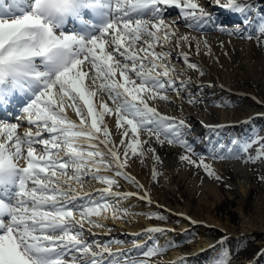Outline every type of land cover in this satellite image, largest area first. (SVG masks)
<instances>
[{
    "label": "snow or ice",
    "instance_id": "6c2138e0",
    "mask_svg": "<svg viewBox=\"0 0 264 264\" xmlns=\"http://www.w3.org/2000/svg\"><path fill=\"white\" fill-rule=\"evenodd\" d=\"M162 6L179 9L195 30L215 24L229 32L197 0H0V108L26 97L23 111L36 129L18 133V124L0 122V264H69L67 256L73 252L99 264L95 257L102 253L82 238V221L108 212L121 218L126 210L119 199L110 202L106 196L135 195L112 191L121 176L143 188L123 169L129 152L137 155L139 149L144 155V145L155 152L152 138L181 146L182 161L215 175L203 158L192 159L187 140L191 126L150 104L169 100V91L179 95L191 81L179 79L184 73L171 63L168 44L175 40L177 47L192 48L195 41L197 54L200 50L196 38L176 37L162 18ZM209 6L243 15L241 23H251L248 0H209ZM89 13L91 19H86ZM257 31L264 37V21ZM243 32L235 26L229 34ZM204 44L207 48L206 40ZM179 55L189 69L204 74L188 62V52ZM69 108L78 119L67 114ZM106 116H114L122 129V154ZM258 156L264 157V148ZM86 179L106 187L93 196L77 187Z\"/></svg>",
    "mask_w": 264,
    "mask_h": 264
},
{
    "label": "bare ground",
    "instance_id": "6f19581e",
    "mask_svg": "<svg viewBox=\"0 0 264 264\" xmlns=\"http://www.w3.org/2000/svg\"><path fill=\"white\" fill-rule=\"evenodd\" d=\"M197 2L213 16L216 24L227 26L229 32L233 31L231 27H234V23L242 25V27L246 26L244 31L249 30L252 39L242 40L240 34H229V32L220 31L215 24H209L201 30H195L193 27H189L191 21L186 22L179 9L174 6H162V18L166 24L173 26L176 37L188 35L190 38H196L200 41V50L199 54H197L195 41H193L192 48H188L187 46L177 47L175 40H172L168 44L167 47L173 49L171 63L184 73L179 79L188 81L191 78V81L188 83L186 89H181L179 95L169 91L167 93L170 97L169 100L157 99L150 101V104L155 106L161 114L177 119H184L191 126L187 140L191 144L195 143L199 149L207 153L209 155L208 161L217 173L225 177L228 182H232L236 187V192L240 196L238 208L241 214L240 217H242V230L248 231L253 229L255 232L264 235V214L261 219H256L255 217H249L245 212V203L251 187L250 163L254 162L256 166H259L263 164V160L262 157L258 156L257 151H249L248 149L244 151L245 146L242 145V142L248 137L252 136L254 138L256 130L264 126L262 125L264 108L262 110L263 113L260 114H254L256 111L253 108L259 103L264 104V37L260 36L257 31V22L263 20L260 15L263 16L264 14L260 11H264V0H248V3L251 5V11L248 13V19L251 23L248 25L241 23L244 19L243 15L234 14L231 11L218 7H210L209 0H197ZM253 5L254 8L258 7V10L255 9L253 11ZM207 6L211 9L210 11L206 9ZM174 11L178 12L174 13ZM227 16L230 19L224 20ZM205 40L207 41V48L204 44ZM157 50H159V46H157ZM181 51L189 53L188 62L196 63L199 70L204 73L203 75H200L199 71L187 67V64L179 55ZM257 53H259V56ZM235 79L240 82H251L254 85V88L249 90L248 96L242 95L243 85L240 84L237 87H232ZM256 94H260L259 99L256 98ZM15 105L13 101L10 104L11 107L7 106L9 108H3L11 110ZM221 106L228 107L222 109ZM66 111L71 118L78 119L70 108L66 109ZM239 113L241 114L239 116L242 118L238 117ZM105 120L112 133V139L119 146L121 139L119 132L122 129L118 130L114 116H106ZM195 126H197L196 129L194 128ZM201 135H204L203 140L199 138ZM145 138L146 135L141 133V141ZM150 146L155 149L154 153L147 151L149 145H144V155H139V149L137 155H131V152H129L127 164L123 169L136 182L142 185L143 188H138L136 183L124 179L126 182L122 184V189L116 188L112 191L121 194L134 193L135 195L129 196L126 199L106 196V199L111 202L119 199L121 208H130L128 210L131 213L129 219L123 221L120 218H111L110 215L108 217L106 216L107 214H103L98 217V220L101 219L104 223L105 221L110 223L117 222L120 225H116L120 226V229H123L119 233L125 232L128 235H142L143 230L139 229L141 227L139 225L140 221H134L139 219L145 222L148 227H151L145 213L149 211L150 207L161 205L168 210L172 219L175 217L183 218V224L178 230L179 234L175 236L172 233L173 238L177 241L179 240L180 244L181 239L189 237L191 238V245H194L192 251L185 253L179 250L174 255L169 254L163 261L164 264H192L198 259L204 258V256L212 257L215 251L211 252V249L216 245L217 241L209 236H204L207 234V230L211 226H216L226 233H230L231 231L229 223L217 216L215 212L217 207L216 202L211 201L208 197L209 193H213L217 200H220L222 195L218 182L211 179L205 173L192 175V167L186 161L180 159L185 154L184 148L181 146L167 142L160 144L156 142L155 138L151 139ZM119 147L122 154L124 148L123 146ZM220 155H224L227 159H218L216 161L215 159ZM156 157H159V159L157 160ZM249 157L252 159H249ZM157 167L164 173L163 185H165V191L160 188L154 190L152 194L153 173L157 170ZM229 169H232L236 176L234 181L228 178L227 172ZM184 182L189 184L187 189L181 188ZM199 185H201L203 196L200 198L199 203L195 204V189ZM168 186L174 188L180 194L183 200L181 208H176L166 203L165 197L168 194V189H170ZM143 196H146V198L141 199L140 197ZM149 199L151 203L148 202ZM261 200L258 205L264 209V199ZM161 230L163 231L164 228H161ZM197 233L201 234V242L199 244H196L197 240H195ZM146 236L147 234L138 236L135 241L137 243L133 244L132 247L147 241L148 238H145ZM162 236H164L160 239L162 244L170 245L172 243L171 240L167 239L166 235ZM112 249L110 248L106 253L95 257L99 261V264H124V262H120L117 259V255ZM74 257H76L75 260L73 259ZM91 259L93 258L90 256L85 258L84 256L80 257L75 254L67 256L69 264H90ZM246 264H253V261L250 260Z\"/></svg>",
    "mask_w": 264,
    "mask_h": 264
},
{
    "label": "rangeland",
    "instance_id": "374dc122",
    "mask_svg": "<svg viewBox=\"0 0 264 264\" xmlns=\"http://www.w3.org/2000/svg\"><path fill=\"white\" fill-rule=\"evenodd\" d=\"M252 7L254 8V5ZM206 9L208 11L211 10L209 6H207ZM174 13L176 12L174 11ZM174 13L172 14L174 15ZM259 23L257 24V26H259ZM248 35H250V31L249 30L244 31L243 35H241V39L242 40L248 39L247 38ZM257 55L259 56V53H257ZM242 82L235 79L232 83V87H237L240 84L243 85L244 89L242 95L243 96L245 95L246 97L250 93L249 90L254 88V85L251 82H247V81H242ZM259 96L260 94H256L257 99H259L258 98ZM27 103L28 101L26 99L25 103L19 106L16 113L12 112V114L14 115L13 118L0 119V122L2 121L4 124H18L19 125V128L17 129L18 133H23L29 128H32V130L35 131L36 130L35 126L30 125L27 122L26 114L23 111V108L26 106ZM227 107L228 106H221L222 109L223 108L226 109ZM253 108L256 111L254 114L263 113L262 110L264 108V104L259 103ZM67 114L69 115V113ZM239 115H241L240 113L238 114V117L242 118ZM262 125H264V122L262 123ZM194 128L196 129L197 126H195ZM260 130L261 131L259 130L256 131L254 138L251 137L242 142V145L244 146L246 144L249 145L247 147L249 151H257L259 153L261 148H263L264 126H262ZM258 135L259 137L257 138ZM45 136H47V133H45ZM199 138L203 140L204 135H201V137ZM191 145L194 153L192 155V159L199 161V159L203 158L205 163H207L210 166V169L215 173V175H209L208 172H206L203 167H196L188 163L192 167L191 168L192 175H199L201 173H205L209 175L211 179L218 182L221 188L220 190L222 197L220 198V200H217L215 194L213 193H209L208 197L211 201H215L217 204L215 211L217 216L221 218L223 221L228 222L231 228L230 233H226L224 232V230L216 226H211L209 230H207V232L205 231L207 234L204 236L207 237L209 236L213 238L215 241H217L215 243L216 245H214V247L212 248L213 250L211 249V252L215 251L214 253L215 255L213 254L212 257L204 256V258L202 257L197 261L193 262L192 264H246L250 260L253 261V264H264V235L262 233L255 232L253 229L248 231L242 230V217H240L241 214L238 208V206L240 205L239 204L240 196L236 192V187L233 185L232 182L231 183L228 182L225 177H222L217 173V171L214 169L212 164L208 161L209 155L207 153L199 149L195 143ZM41 150H42L41 146L37 145V152L39 153ZM221 156H223L224 158L220 159ZM217 157L218 158L215 159L216 161H218V159L219 160L227 159L224 155H220ZM262 160H263V164L259 166H256L254 162L250 163L251 187L245 203L246 214L249 217H255L256 219L257 218L261 219V217L264 214L263 207L262 206L260 207V205H258L259 201H262L261 199H264V157H262ZM20 164L21 166H24L25 162L20 161ZM108 174L111 175L112 173H108ZM227 175L231 181H234L236 179V176L232 171V169L228 170ZM216 176H219L220 179H216ZM116 179L119 181V185L113 186L112 190L116 188L122 189L123 186L122 184L126 182L124 178H122V176L117 177ZM153 179L154 182L151 184V193L154 190L160 188L163 189V191H165L164 189L165 185H163L164 173L161 172V169L159 167H157V170H155V172L153 173ZM184 183H182L181 188L187 189L189 187V184L186 182ZM77 187L80 188V190L83 192H88L93 196H96L97 195L96 190L102 189L101 187L104 188L106 187V185L102 183L100 184L99 182L94 180L86 179L85 184L83 185L82 188L79 185H77ZM168 188L170 189H168V194L165 197V199L167 200L166 203H169V205L173 207L181 208L183 205V200L180 194L174 188L170 186H168ZM195 190L196 193H195L194 202L195 204H198L200 198L203 196L201 185H199V187L196 188ZM122 209H124V207ZM125 210H126L125 212L119 214L121 217L120 219H122L123 221H127L131 214L128 212L130 208L125 207ZM106 214H107L106 216L108 217L109 215L111 216V212H108ZM145 215L148 218L150 223L149 226L151 227H148L145 224V222L139 219L135 220L134 222L140 221L139 225L141 227L139 229L143 230L141 234L142 235L147 234L145 238H148V240L145 241L144 243L137 244L136 246L132 247L133 244L137 243L135 242L136 238L142 235L139 234L128 235L125 234V232L119 233L120 230L123 231V229L122 228L120 229V226H118L120 224H118L115 221L111 223L105 221L104 223L103 220L101 219L98 220V217H92L91 220H96L97 223L102 226H96L91 222V220L86 219L82 221V223L84 224L82 238L86 240L89 244H91L93 246L92 250L97 253H106L110 248H113L112 250L117 255V259H119L120 262H124V264H139V262L141 261H143L144 264H164L163 261L166 259V256H168L169 254L174 255V253L176 254L179 250H182L183 252L186 253L194 249V245H191V238L185 237L181 239L180 244H179L180 242L179 240L177 241L176 239L173 238L172 233H174L175 236L179 234L178 230L183 224L182 217H175L174 219H172L168 210L161 205L153 206L152 208L150 207L149 211L146 212ZM76 219L77 220L80 219L78 214H76ZM107 222L110 224H108ZM87 226H89L90 228L89 227L87 228ZM154 228H159V229L164 228V230L157 233L153 231H149L150 229H154ZM162 235H166L167 239L171 240L172 243L170 245L162 244L160 241L161 237H164ZM200 237L201 234L197 233V235H195L196 238L195 240H197L196 244H199L201 242ZM96 245H99L100 247H96ZM150 249H159V251L157 252V254L152 256L145 255V253ZM70 254L79 255L80 257L84 256L85 258L88 257L86 255H83L82 253L73 252ZM70 254L68 256H70Z\"/></svg>",
    "mask_w": 264,
    "mask_h": 264
}]
</instances>
